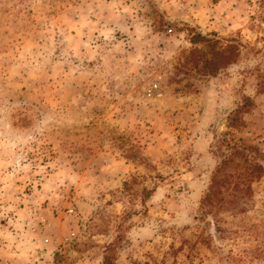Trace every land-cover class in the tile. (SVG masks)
<instances>
[{
	"label": "rangeland",
	"instance_id": "rangeland-1",
	"mask_svg": "<svg viewBox=\"0 0 264 264\" xmlns=\"http://www.w3.org/2000/svg\"><path fill=\"white\" fill-rule=\"evenodd\" d=\"M225 139L264 168V0H0V264H264Z\"/></svg>",
	"mask_w": 264,
	"mask_h": 264
},
{
	"label": "trees",
	"instance_id": "trees-1",
	"mask_svg": "<svg viewBox=\"0 0 264 264\" xmlns=\"http://www.w3.org/2000/svg\"><path fill=\"white\" fill-rule=\"evenodd\" d=\"M250 150L254 152L256 148L239 146L237 142L226 139L218 143L216 156L220 158V163L213 172L209 190L202 200L206 212L215 209L220 211L233 205L238 198L237 191L251 193L252 182L262 176L264 168L255 162L252 165L256 157L250 156ZM149 196L150 193H147L146 198ZM112 253L113 249L107 248L104 264H111Z\"/></svg>",
	"mask_w": 264,
	"mask_h": 264
}]
</instances>
